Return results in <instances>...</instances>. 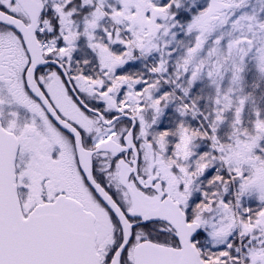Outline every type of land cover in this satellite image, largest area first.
<instances>
[{
  "label": "snow or ice",
  "instance_id": "1",
  "mask_svg": "<svg viewBox=\"0 0 264 264\" xmlns=\"http://www.w3.org/2000/svg\"><path fill=\"white\" fill-rule=\"evenodd\" d=\"M0 264H264V0H0Z\"/></svg>",
  "mask_w": 264,
  "mask_h": 264
}]
</instances>
